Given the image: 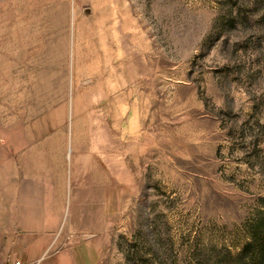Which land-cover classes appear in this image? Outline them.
<instances>
[{
  "label": "rangeland",
  "instance_id": "obj_1",
  "mask_svg": "<svg viewBox=\"0 0 264 264\" xmlns=\"http://www.w3.org/2000/svg\"><path fill=\"white\" fill-rule=\"evenodd\" d=\"M3 152L100 264H264V0H0Z\"/></svg>",
  "mask_w": 264,
  "mask_h": 264
},
{
  "label": "crops",
  "instance_id": "obj_2",
  "mask_svg": "<svg viewBox=\"0 0 264 264\" xmlns=\"http://www.w3.org/2000/svg\"><path fill=\"white\" fill-rule=\"evenodd\" d=\"M64 160L0 156V261L100 264L98 237L70 234L78 222L65 216L70 199Z\"/></svg>",
  "mask_w": 264,
  "mask_h": 264
},
{
  "label": "built area",
  "instance_id": "obj_3",
  "mask_svg": "<svg viewBox=\"0 0 264 264\" xmlns=\"http://www.w3.org/2000/svg\"><path fill=\"white\" fill-rule=\"evenodd\" d=\"M0 264H21V262L19 260L14 261L12 263H6L5 261H0Z\"/></svg>",
  "mask_w": 264,
  "mask_h": 264
}]
</instances>
